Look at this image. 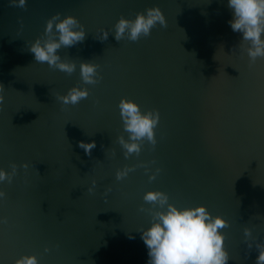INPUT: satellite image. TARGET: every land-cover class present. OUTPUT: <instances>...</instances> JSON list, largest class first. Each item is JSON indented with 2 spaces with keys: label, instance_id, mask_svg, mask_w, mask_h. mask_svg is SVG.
Returning <instances> with one entry per match:
<instances>
[{
  "label": "water",
  "instance_id": "obj_1",
  "mask_svg": "<svg viewBox=\"0 0 264 264\" xmlns=\"http://www.w3.org/2000/svg\"><path fill=\"white\" fill-rule=\"evenodd\" d=\"M153 6L164 26L135 42L113 38L118 18ZM55 13L86 31L57 50L77 65L71 74L27 49ZM230 18L227 0H27L23 8L0 0V168L17 165L0 183V264L27 254L39 264H146L138 231L150 219L140 211L150 206L147 190L222 216L227 264H255L264 244V57L249 61ZM82 60L98 65L97 83L81 84ZM74 85L88 96L62 105L57 95ZM121 97L159 114L155 143L127 158L117 142L127 135ZM90 141L86 154L80 142ZM119 169L128 171L117 180Z\"/></svg>",
  "mask_w": 264,
  "mask_h": 264
},
{
  "label": "clouds",
  "instance_id": "obj_2",
  "mask_svg": "<svg viewBox=\"0 0 264 264\" xmlns=\"http://www.w3.org/2000/svg\"><path fill=\"white\" fill-rule=\"evenodd\" d=\"M27 0H10L16 7L23 8ZM231 11L228 24L233 32L240 34V41L246 42L244 51L249 61L264 57V0H227ZM165 18L157 6L137 12L133 17L121 16L113 25L112 35L117 41L127 39L137 41L150 35L151 29ZM86 31L80 21L72 15L61 17L55 13L45 22L43 37H37L28 46V51L38 63H47L49 67L71 74L76 70L75 62L61 59L58 49L70 47L85 38ZM108 32L102 33L106 39ZM98 65L90 61H80L79 75L82 85L98 82ZM88 96L84 86H73L56 99L62 105H75ZM122 130L127 135L117 137L125 158L138 154L144 141L155 143L154 129L159 120L155 110L141 111L132 99L121 97L117 104ZM88 154L95 147V142H80ZM21 167H27L22 164ZM17 171L15 163L8 170L0 168V183L11 181ZM128 169H119L115 173L117 180L127 175ZM153 177H149L152 179ZM91 191V189H89ZM4 196L0 191V199ZM142 200L149 204L141 206L140 211L147 213L149 223L140 229V238L147 250L146 264H227L229 254L224 247L225 236L221 229L228 222L220 215L213 216L205 205L178 206L170 201L167 193L161 190H147ZM245 238L251 235L249 228H244ZM252 245L249 244V247ZM255 264H264V244L257 243ZM48 251V248H45ZM14 264H39L35 254L21 255Z\"/></svg>",
  "mask_w": 264,
  "mask_h": 264
}]
</instances>
